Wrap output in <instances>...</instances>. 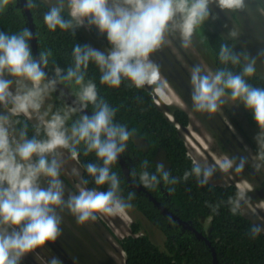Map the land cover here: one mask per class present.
<instances>
[{
  "label": "clouds",
  "instance_id": "obj_1",
  "mask_svg": "<svg viewBox=\"0 0 264 264\" xmlns=\"http://www.w3.org/2000/svg\"><path fill=\"white\" fill-rule=\"evenodd\" d=\"M11 3L12 0H0V11ZM213 3L229 12L251 10L246 0H55L43 15L50 31L59 28L74 34L81 26L88 31L87 21L88 26L106 33L111 48L101 51L75 44L73 65L66 73L55 67L54 78H47L44 71L49 66L51 50L40 51L33 58L28 41L34 38V33L28 27L13 34L0 32V106L5 110L0 112V264H20L26 253L57 240L62 234L60 213L65 210L83 224L95 221L98 214L114 216L132 207L130 201L135 193L129 192L127 198L121 195L120 178L111 166L125 152L135 130L115 120L117 109L99 96L92 80H86V70L94 63L100 70L101 84L113 88L120 87L125 80L136 88L161 85L160 68L150 56L166 45L171 46L177 34L180 47L191 48L197 29L210 18ZM261 5L264 0L256 10L264 15ZM26 7H38L36 0H27ZM228 35L235 40L240 33L232 29ZM259 56H264V51ZM218 58L223 65H241V71L228 68L211 71L200 64L191 67L192 110L215 114L229 100L242 102L250 109L261 129L255 137L258 153L253 159L259 171L264 167V87H255L247 79L256 74L257 58H251L246 51L236 53L233 45L227 43L221 44ZM6 74L15 79H6ZM58 84L77 86L78 103L50 115L42 109ZM88 105L94 106L93 115L82 114L73 121V115ZM21 115L35 120L31 137L28 124L18 126L20 121L14 119ZM168 118L173 121L172 115ZM176 127L180 129L177 124ZM81 146L85 156L94 153L102 161V165L85 166L96 187H87L88 181L81 177L80 184L84 186L79 187L78 194L70 193L66 198L61 179L66 163L64 152L79 162ZM246 163L247 157L228 154L216 158L214 163L193 159L191 170L184 173L183 179L194 176L199 186H205L215 172L241 174ZM144 166L147 167V161ZM156 171L159 175L147 170L139 174L144 187L154 188L161 181L169 185L178 183L163 163L156 166ZM71 172L80 176L75 167ZM42 178H46L47 187L41 186ZM104 185L107 191L100 190ZM236 187L237 192L227 203L232 214H244L251 188ZM261 233L264 222L253 223L249 236L255 239ZM48 264L61 261L53 257Z\"/></svg>",
  "mask_w": 264,
  "mask_h": 264
},
{
  "label": "trees",
  "instance_id": "obj_2",
  "mask_svg": "<svg viewBox=\"0 0 264 264\" xmlns=\"http://www.w3.org/2000/svg\"><path fill=\"white\" fill-rule=\"evenodd\" d=\"M36 4L38 7L29 10L33 20L37 52L39 54L40 51L51 50L52 57L49 66L45 68L50 75L54 77V69L57 66L66 73L68 67L74 63L73 46L77 43L87 45L83 34L85 27L76 28L74 34L59 28L55 32L50 31L43 20V15L50 5L44 0H36ZM64 16L68 18L67 12ZM206 22L207 20L197 29L196 35L210 53L214 71L228 68L233 72H240L241 65H223L218 58L220 46L223 43L233 45L234 51L238 53L233 41L218 31L207 28ZM85 26L93 38L102 40L108 49L111 48L106 33L101 34L95 26H88L87 21H85ZM24 27L29 28L28 17L18 1L12 0L9 6L0 11V32L13 34ZM32 55L35 58L33 52ZM100 75L98 67L90 63L86 70V80H92L96 84L99 96L117 109L115 120L126 125L129 130H135L123 153L130 169V178L141 183L139 174L144 170L159 175L156 166L163 163L171 176L178 179V183L169 185L161 181L154 188L143 187L170 211L178 214L183 220H191L193 225L203 232L215 249L218 263L264 264V233L255 239L251 238L249 232L253 224L252 220L244 214H232L227 203L229 197H233L238 188L234 184H213L211 182L208 185L199 186L194 176H190L187 180L183 179L184 173L191 170L193 160L180 134L181 127L189 124L188 113L178 107H169L173 116V121H171L165 111L156 104L154 95L148 88H136L127 80L123 81L118 88L109 87L101 84ZM247 79L255 87H264V74L260 72H256L253 77ZM64 86H67L75 96L78 91L77 86L74 84ZM53 95L54 103L51 114L66 107L59 95L54 92ZM93 107V105H88L87 109L93 112ZM79 115L81 114L78 113L75 119ZM246 118L250 124L256 123L250 109L246 112ZM14 119L20 121L18 126L27 123L28 135L29 137L33 135L34 123L32 121L23 115L14 117ZM71 122L69 121V124ZM176 124L180 129L176 127ZM145 161H147L146 168ZM79 163L82 177L88 181L86 186L96 187L93 178L85 171V166L90 163L102 165V161L98 160L94 153L85 156L83 146H81ZM111 167L120 178L121 195L127 198L129 192H134L135 198L130 201L132 206L165 235L163 248H160L148 235L140 234V223L133 221L130 225L131 233L117 238L119 246L125 253V264H214L210 247L204 240L196 238L192 231H180L179 226L166 215L161 214L143 191H137L135 187L129 185L118 160ZM261 185L264 188V179ZM163 187L170 191L169 196H162ZM100 190L107 191V185L101 186ZM214 208L216 211H213ZM204 217H210L206 230L200 223V219ZM20 264L25 263L20 261Z\"/></svg>",
  "mask_w": 264,
  "mask_h": 264
},
{
  "label": "rangeland",
  "instance_id": "obj_3",
  "mask_svg": "<svg viewBox=\"0 0 264 264\" xmlns=\"http://www.w3.org/2000/svg\"><path fill=\"white\" fill-rule=\"evenodd\" d=\"M44 1L49 5L55 2V0ZM246 3L251 8L249 13L247 11L229 12L220 9L217 4L213 3L210 6V18L206 22L207 28L218 31L224 37L231 39L238 53L246 51L251 58H257L256 72L264 74V56L257 57L264 51V15L256 10V6L261 3V0H246ZM261 7L264 8V5ZM232 29L240 33L235 40L228 35ZM83 34L87 45L101 51L108 50L105 43L93 38L86 28ZM150 59L160 68L162 84L144 87L153 93L159 108L164 110L168 116L172 115L169 107H178L188 113L189 124L186 127H181L180 134L187 141L193 159L201 161L206 159L209 163H214L216 158L222 157L224 154H228L230 157L248 158V163L241 174L233 172L225 174L217 171L210 182L213 184H234L240 189H246L251 186L248 179L256 180L257 177L259 189L257 193L248 194L250 201L245 206L244 215L256 224L264 222V194L259 191L264 179V167L257 171L253 161L258 153L255 137L261 129L257 123L250 124L247 121L248 108L242 102L229 100L215 114L198 113L192 110L190 69L194 65L200 64L206 70L214 71L210 53L196 34L193 37L191 48L187 50L181 48L177 34V39L173 40L171 46L166 45L157 50L150 56ZM5 78L15 79L7 74ZM53 103L54 95L52 93L46 99L42 111L48 110L51 115ZM3 111L5 110L0 106V112ZM29 120L35 123L34 119ZM194 145L196 146L193 147ZM64 157L66 163L62 169L61 179L65 185V197L67 198L70 193L78 194L79 187L84 185L80 184L82 177L80 163L72 160L66 150ZM73 167L79 170L80 176L72 174ZM250 168L255 174L250 172ZM41 186L47 187L46 178H42ZM60 215L62 216V234L57 240L47 241L43 246L26 253L21 261L25 264H48L53 257H56L63 264L62 255L59 253L69 260L75 254L73 250H78L81 254V257H78L79 261L83 264H95V262L106 264L108 258L115 264H125V253L119 246L117 238L131 233L130 225L133 221L140 223V234L148 235L160 248H163L165 241L163 232L133 206L124 213L114 216L98 214L95 221L83 224L77 223L75 216L67 210L61 212ZM67 243L70 244L71 250ZM71 251L72 253H68Z\"/></svg>",
  "mask_w": 264,
  "mask_h": 264
},
{
  "label": "water",
  "instance_id": "obj_4",
  "mask_svg": "<svg viewBox=\"0 0 264 264\" xmlns=\"http://www.w3.org/2000/svg\"><path fill=\"white\" fill-rule=\"evenodd\" d=\"M17 1H18L19 6L23 8L25 14L27 15L28 21H29V28L34 33L32 15H31L29 8L26 7L27 0H17ZM28 43H29V46L31 47V50L34 54V57L37 58L39 54L37 52L35 34H34V38L30 39ZM44 71L46 73L47 78H54L52 75H50V73L46 69H44ZM58 91H60L61 94L64 96V99H65L67 104L72 105V106H76V104L78 103L77 98L71 94V92L68 90L67 86H64L63 84H58L55 92L58 93ZM82 113L87 114L89 116L93 115V113L89 112L87 108H84ZM118 162L120 164L121 170H122L125 178L127 179L129 185L135 187L137 191H143L148 196L149 200L151 202H153L154 206L159 209L161 214L166 215L169 218L175 220L176 224L181 225L183 227V229H189L190 231H192L196 238L204 240L205 243L210 247L213 263L219 264L217 257H216L215 249L212 246L210 240H208L207 237L203 234V232L197 230L193 225L190 224L189 221H185V220L179 218L175 213L171 212L166 206L161 204L160 201L158 199H156V197H154L150 192H148L143 187V185L141 183H138V182L134 181L133 179H131L130 178V169L127 165V162H126L123 154H121L118 157Z\"/></svg>",
  "mask_w": 264,
  "mask_h": 264
},
{
  "label": "flooded vegetation",
  "instance_id": "obj_5",
  "mask_svg": "<svg viewBox=\"0 0 264 264\" xmlns=\"http://www.w3.org/2000/svg\"><path fill=\"white\" fill-rule=\"evenodd\" d=\"M54 94H57V95H59L63 100H64V102H65V104H66V106H72V105H69V104H67L66 103V101H65V99H64V96L61 94V92L60 91H58V93H56L55 91H54ZM72 94V93H71ZM73 95V94H72ZM74 96V95H73ZM76 97V96H75ZM89 111V110H88ZM89 112H91V111H89ZM91 113H93V112H91ZM81 115L82 114H84V113H80ZM76 115L77 114H74L73 115V121L75 120V117H76ZM125 157V156H124ZM250 172L252 173V174H255V172L253 171V169H251L250 168ZM249 180V182H250V184H251V186H250V188H251V191L250 192H248V194L249 195H251L252 193H257V191H258V189H259V187H257V177H256V180L254 179V180H252V179H248ZM262 183V182H261ZM260 185V184H259ZM239 187V186H238ZM240 188V187H239ZM261 193L263 192V194H264V188L262 187V185H260V190H259ZM169 193H170V191L166 188V187H163L162 188V196L164 197V196H169ZM165 206V205H164ZM171 212H173V211H171ZM174 213V212H173ZM176 214V213H175ZM179 218H180V216L178 215V214H176ZM168 217V216H167ZM169 218V217H168ZM170 220H172L173 222H175V224H176V221L175 220H173V219H171V218H169ZM182 219V218H181ZM185 221H189L190 222V224L191 225H193V222L191 221V220H185ZM209 221H210V217H204V218H201L200 219V223L204 226V230H206L207 229V227H208V224H209ZM254 223V222H253ZM177 225V224H176ZM177 226H179V229H180V231H184V230H189V229H183V227L181 226V225H177ZM194 226V225H193ZM195 227V226H194ZM196 228V227H195ZM197 229V228H196ZM198 230V229H197ZM190 231V230H189ZM199 231H201V230H199ZM67 245L69 246V248H70V250H71V246H70V244L69 243H67ZM63 249V248H62ZM64 250V249H63ZM62 250V252H64ZM75 252V254L73 255V256H71L72 258H70L69 256V260H68V258L66 257H63V254L62 253H59V254H61L62 255V260H63V264H83L82 262H80L79 261V258L78 257H81V254L78 252V250H73V253ZM68 253H72V251L71 252H68ZM83 255V254H82ZM60 256V255H59ZM91 260H93V259H91ZM94 261V260H93ZM23 262V261H22ZM95 264H97L96 262H95ZM106 264H115V263H113V261L110 259V258H108L107 259V263Z\"/></svg>",
  "mask_w": 264,
  "mask_h": 264
}]
</instances>
